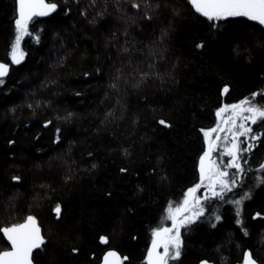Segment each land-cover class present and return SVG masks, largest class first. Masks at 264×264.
Listing matches in <instances>:
<instances>
[{
	"label": "trees",
	"instance_id": "16d2710c",
	"mask_svg": "<svg viewBox=\"0 0 264 264\" xmlns=\"http://www.w3.org/2000/svg\"><path fill=\"white\" fill-rule=\"evenodd\" d=\"M55 2V13L30 22L33 32L43 29L41 42L22 41L25 60L11 65L6 53L14 36L16 3L0 0V61L10 64L6 85L0 86V227L21 223L28 215L37 218L47 247L36 251L35 264H101L110 249L128 258L123 264H145L152 229L168 225L169 202L199 182L200 128L217 124L216 108L264 91V32L243 17L222 18L212 28L185 0H163L151 22L137 18L129 26L128 39L145 53H132L133 65L153 75L139 87H133L138 74L126 75L129 82L121 80L117 92L109 88L116 69H132L119 52L125 25L115 0H96L95 7L92 0ZM120 4L128 10L124 18L131 17V0ZM105 6L104 17L89 23ZM113 31L119 42L109 45L106 38ZM201 41L205 46L197 48ZM152 45L159 58L146 55V46ZM237 45L239 54L233 51ZM58 57L63 63L55 65ZM84 71L91 77H84ZM46 78L56 83L41 88ZM224 84L228 93L221 91ZM37 100L49 103L30 109L28 104ZM65 111L76 114L70 122L57 119ZM162 118L171 127L160 125ZM45 121L51 123L45 126ZM57 127L63 138L54 143ZM254 151L264 154V146ZM121 167L127 174L120 173ZM13 175L22 179L13 181ZM162 175L167 179L162 181ZM257 211L264 213V186L256 187L241 206L249 235L235 224L234 207L224 205V219L213 221L215 228L205 217L190 230L181 229L182 255L169 264H199L201 259L242 264L245 250L264 264V216L254 219ZM5 246L0 239V250ZM72 247L79 251L72 253Z\"/></svg>",
	"mask_w": 264,
	"mask_h": 264
},
{
	"label": "snow or ice",
	"instance_id": "6c2138e0",
	"mask_svg": "<svg viewBox=\"0 0 264 264\" xmlns=\"http://www.w3.org/2000/svg\"><path fill=\"white\" fill-rule=\"evenodd\" d=\"M187 5L191 6L196 14L206 18L210 27L218 28L219 21L227 18L243 17L250 21L256 22L261 26L264 32V0H185ZM17 5V15L14 18V36L7 50V58L11 65H21L25 60V50L22 47V41L26 38L32 39L34 43L39 44L43 39V29H37L35 32L31 30L30 22L34 17L50 16L59 8V4L55 0H15ZM116 11L123 13L125 27L122 34L125 39L119 48V52L128 57L127 65L132 69L131 73H125L123 65L116 69V75L112 77L109 88L119 92L121 80L126 84L129 81L125 79L126 75H139V79L135 80L133 87H139L143 81L153 75L151 71L141 70L137 65H133L132 53L139 51L145 54L143 49L135 47L137 41L129 40L131 35L129 32L130 24H136L137 18L151 22L154 15L159 13L163 5V0H131L130 8L135 10L131 17L128 16V10L121 7L120 0H115ZM92 7L96 6V0H92ZM70 12V9L68 10ZM107 6L102 11H98L96 15L89 21L91 24L98 22L97 18H103ZM142 13V15H141ZM87 19V11L82 10L80 13ZM173 14H179L173 9ZM54 40L61 41V48L65 47L60 34L53 32ZM167 36V29H162L159 39L161 42ZM109 45L119 42L117 32L113 31L106 38ZM205 42L201 41L196 45L197 48H203ZM264 46V45H262ZM146 55L148 57L159 58L155 51V45L148 47ZM237 54L240 48L237 45L234 49ZM63 57H58L54 62L55 65L63 63ZM154 67V63H149L148 68ZM97 73L101 69H95ZM10 73V64L0 61V86L6 85V78ZM92 73L83 72L86 78L91 77ZM55 80L45 79L41 81L40 87L46 88L54 85ZM223 93L229 92V85L224 84ZM36 93L33 92V96ZM80 95L79 92L76 93ZM48 101H35V104L29 103L28 107L38 108ZM117 103H120L119 97ZM14 110V108L12 109ZM215 114L220 120L214 127L200 128L203 134V150L198 157L199 182L187 187L182 191V196L177 201H170L167 207L166 219L171 221V225L167 224L163 227H155L152 229V242L147 250L145 259L147 264H169V260H176L182 255L181 229L190 230V227L205 217L213 228L216 227L215 222L224 219L221 210L224 205H232L235 209V224L239 226L244 235H249L248 228L245 226L241 215V206L243 202L252 198L253 191L256 187L264 186V154H257L258 145L264 146V91L256 90L242 97L232 104H224L216 108ZM222 114H225L222 116ZM75 113L65 111L63 116L57 117L66 122H70ZM51 121H45V126ZM160 125L171 127V124L165 119L158 121ZM255 126V127H254ZM260 129V131H257ZM63 138V130L56 128V137L54 143L61 142ZM15 141L8 140L9 145H14ZM127 155V149L123 150ZM91 156V153H89ZM162 159V157L158 158ZM96 167L95 164L92 165ZM120 173L127 174L128 169L121 167ZM156 169H152L154 175ZM13 181H20L22 178L18 175L11 177ZM68 179V177H66ZM160 179H167L162 175ZM138 190L143 189L137 186ZM111 196V192L106 193ZM174 205V206H173ZM58 217L60 205L56 208ZM264 216V213L257 211L255 218ZM0 233L3 234L0 239L6 238L10 247L5 246L0 250V264H34L36 251L47 247V237L42 234L41 227L37 223V218L28 215L23 223H13L8 226L0 227ZM101 242H107L106 235H100ZM163 251H158L159 248ZM72 253H77L78 248L72 247ZM112 258L111 260L109 258ZM127 257H120L115 250H110L104 254L103 264H119L120 260H127ZM199 264H209L207 259H201ZM242 264H258L257 260L249 250L243 252Z\"/></svg>",
	"mask_w": 264,
	"mask_h": 264
},
{
	"label": "water",
	"instance_id": "95a60500",
	"mask_svg": "<svg viewBox=\"0 0 264 264\" xmlns=\"http://www.w3.org/2000/svg\"><path fill=\"white\" fill-rule=\"evenodd\" d=\"M16 9H17V5H16ZM15 12H17V11L15 10ZM197 15H199V14H197ZM36 17H40V16H36ZM36 17H34V18H36ZM34 18H33V19H34ZM21 223H23V222H21ZM37 223H38V220H37ZM1 234H2V233H1ZM2 236H3V234H2ZM3 240H4V242L7 243L8 247H10V244H8V242L6 241V238H4ZM110 250H113V249H110ZM110 250H109V251H110ZM107 252H108V251H107ZM104 254H105V253H104ZM119 256H120V255H119ZM109 259L111 260L112 258L110 257ZM101 260H102V261H101V264H103V261H104V255L102 256ZM34 264H35V263H34ZM119 264H123V261L120 260V261H119Z\"/></svg>",
	"mask_w": 264,
	"mask_h": 264
},
{
	"label": "rangeland",
	"instance_id": "374dc122",
	"mask_svg": "<svg viewBox=\"0 0 264 264\" xmlns=\"http://www.w3.org/2000/svg\"><path fill=\"white\" fill-rule=\"evenodd\" d=\"M223 115H225V114H222V116H223ZM218 120H220V118H217V122H218ZM170 225H171V221L168 220V226H170ZM152 239H153V237H152ZM152 239H151V242H152ZM151 242H150L148 248L151 246ZM147 250H148V249H147ZM158 251H163V248H162V247L159 248ZM146 255H147V252H146ZM146 255H145V257H146ZM145 257H144V258H145ZM170 261H171V259L169 260V262H170ZM144 263L147 264V260H146V259L144 260Z\"/></svg>",
	"mask_w": 264,
	"mask_h": 264
}]
</instances>
